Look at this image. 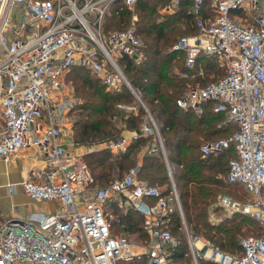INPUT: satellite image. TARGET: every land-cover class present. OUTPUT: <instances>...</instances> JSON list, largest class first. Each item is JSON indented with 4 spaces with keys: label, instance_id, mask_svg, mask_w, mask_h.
<instances>
[{
    "label": "built area",
    "instance_id": "built-area-1",
    "mask_svg": "<svg viewBox=\"0 0 264 264\" xmlns=\"http://www.w3.org/2000/svg\"><path fill=\"white\" fill-rule=\"evenodd\" d=\"M112 1L0 0V154L5 160L28 148L35 158L42 154L45 166L31 169L23 189L32 199L57 204L0 224V264H120L141 257L151 264H182L176 258L180 238L172 229L176 212L189 247L185 256L193 264H264V0H193L197 31L180 36L172 47L185 54V71H178L184 76L203 72L201 55L217 57L225 70L219 80L189 86L177 104L202 112L204 104L215 101L214 110L237 124L230 136L205 141L201 151L208 157L236 148L225 178L242 184L250 200L220 193L216 204L229 215L249 214L263 227L260 235L240 238L241 251L225 250L190 230L160 127L142 99L147 111L143 133H155L160 141L172 182L169 191L140 178L139 166L100 186L86 154L68 149L64 129L74 122L76 97L68 83L74 65L91 69L109 90L127 84L137 93L119 58L142 61L143 40L134 21L105 34L102 23ZM205 1L209 13H202ZM117 107L120 112L136 108L126 103ZM106 143L118 152L127 147L122 137ZM115 208L140 212L146 238L135 241L128 233H114Z\"/></svg>",
    "mask_w": 264,
    "mask_h": 264
},
{
    "label": "trees",
    "instance_id": "trees-1",
    "mask_svg": "<svg viewBox=\"0 0 264 264\" xmlns=\"http://www.w3.org/2000/svg\"><path fill=\"white\" fill-rule=\"evenodd\" d=\"M152 3L153 0H137L134 8H131L122 2V8L118 6L111 14H106L103 20L104 32L109 34L127 28L124 25L130 23L134 13L137 15V32L145 40L144 59L137 63L134 58L125 55L119 58V63L160 127L189 228L194 233H203L225 250L241 251L239 237L247 232L243 228L250 227L251 232L245 236L260 235L263 233L260 222L249 214L239 212L235 214L238 217L215 224L209 220L207 211L216 191L225 182L248 194L242 184L228 182L224 176L228 173L230 158L237 155L236 148L231 145L223 152L208 157H203L201 151V145L205 141L230 136L237 129V124H229L224 112L214 110L215 101L204 104L202 112L193 108L183 109L177 104V99L189 86L219 80L225 70L219 65L217 57L207 58L201 55L199 63L202 73L194 71L189 77L179 73L176 69L178 67L182 68L180 71H185V54L174 49L171 51L170 48L180 36L197 31L194 1L180 0L175 13L163 18L156 16V19L153 18L156 5ZM151 6L154 8L150 10ZM209 11L210 3L205 1L202 13ZM193 74L195 76L191 77ZM68 80L74 84L75 94L82 98V102L76 103L72 110L75 115V141L104 142L117 138L124 129L138 132V136L128 143L123 152L114 154L102 147L86 153L85 160L95 183L107 185L115 178H123L131 168L139 166L140 178L152 185H161L165 193L169 191L172 182L160 141L155 133H143L147 111L139 103L133 90L127 84H123L118 90H108L103 78L78 64L71 68ZM119 103L134 105L138 109L131 110L125 116L117 107ZM221 133L225 135H220ZM154 145L158 147L157 150L150 152ZM149 201L154 202L155 199L151 198ZM120 211L118 208L113 210L116 214L112 220L114 230V227L127 233L142 230L146 236L145 218L140 212L129 209L124 214ZM175 215L172 229L180 238L176 251L177 261L193 264L192 257L185 256L189 247L185 232L180 228L181 218L178 212ZM120 264L151 263L148 258L141 257L131 261L122 260ZM200 264L215 263L200 260Z\"/></svg>",
    "mask_w": 264,
    "mask_h": 264
},
{
    "label": "crops",
    "instance_id": "crops-1",
    "mask_svg": "<svg viewBox=\"0 0 264 264\" xmlns=\"http://www.w3.org/2000/svg\"><path fill=\"white\" fill-rule=\"evenodd\" d=\"M122 1L123 0H117L113 3H110L107 15L111 14L113 9L119 6L117 4L121 3ZM135 3L128 6L134 8ZM179 4H180V0L177 2L174 0L168 2L167 9L170 10L169 14L175 13V11L179 7ZM136 16L137 15L134 13L132 18L136 20ZM68 83L71 86L69 80ZM137 109L138 107L136 106L134 110L136 111ZM130 111L131 110H123L121 111V113H125V116H128L127 113ZM2 125H3V119L2 117H0V130L2 129ZM72 128H73V124L72 127H69L68 129H64L65 141L70 151L74 153L86 154L88 153L89 146H92L93 149L102 148V147L107 148L106 141L109 140H106L105 142L99 143L97 145L83 144L75 141ZM137 133L138 132L136 130L124 129L121 135H119L118 137L125 138L128 145V143H130L135 138ZM111 151L114 154L120 153L116 150L114 151L111 150ZM25 152L28 153V155H25L24 154ZM33 152L34 150L32 148L21 150L17 152L11 160H5L3 156L0 154V224L9 218L25 216L31 211L52 209L57 206V204L54 202L32 199L24 192L23 183L29 176L31 169L34 167L43 168L45 166V159H44L45 157L42 154H39L37 156L38 158H35ZM17 264H25V263L19 262Z\"/></svg>",
    "mask_w": 264,
    "mask_h": 264
},
{
    "label": "rangeland",
    "instance_id": "rangeland-1",
    "mask_svg": "<svg viewBox=\"0 0 264 264\" xmlns=\"http://www.w3.org/2000/svg\"><path fill=\"white\" fill-rule=\"evenodd\" d=\"M261 1V0H260ZM168 2H171V0H169V1H167V0H153V3H152V5H156V12H154L153 14L155 15L153 18H155L156 19V16H160V18H163L164 16H166V15H169V11L170 10H168L167 9V4H168ZM122 4V2L121 3H119V4H117V5H121ZM152 8H154V6H151V8H150V10L152 9ZM193 11H194V7H193ZM194 13H195V11H194ZM137 16H136V20H134L133 18L131 19V21H130V23L128 24V25H124L125 27L127 26H131V25H133L132 23H133V21L135 22V26H136V28H137ZM123 27V26H122ZM177 36H179V34L177 35ZM142 40H143V47H142V49H141V51H142V53H143V56H144V53H145V51H144V47H145V40L142 38ZM176 40V39H175ZM175 43V42H174ZM172 47L173 46H171V48H170V50L172 51ZM144 59V58H143ZM135 60V59H134ZM137 63H140V62H142V61H137V60H135ZM177 69V71H179L180 69H182L181 67H178V68H176ZM193 76H195L194 74L191 76V77H193ZM70 83H71V87H72V89H73V94H74V97H76V102H75V104L77 103H80V102H82V98H80L79 96H77L76 94H75V87H74V84L70 81ZM138 93V92H137ZM139 94V93H138ZM135 96L137 97V95L135 94ZM139 96H140V94H139ZM141 97V96H140ZM137 99L139 100V98L137 97ZM142 99V98H141ZM139 103L141 104V101L139 100ZM74 104V105H75ZM142 105V104H141ZM74 107V106H73ZM72 110H73V108H72ZM75 113V112H74ZM73 117H74V119H75V115L73 114ZM74 124V123H73ZM73 129V135H74V128H72ZM225 135L224 133H221L220 135ZM105 142V141H104ZM99 143H102V142H99V141H95V142H93V143H83V144H95V145H97V144H99ZM172 174H173V172H172ZM226 175V174H225ZM224 175V176H225ZM173 177H174V175H172ZM175 178V177H174ZM223 180L225 181V179L223 178ZM159 186H161V185H159ZM162 187V186H161ZM232 189H231V188ZM163 188V187H162ZM220 193H228V194H230V195H232L233 197L235 196V198H237V199H239L240 201H248V198H249V195L248 194H245L242 190H239V189H237L236 187H234V186H231V185H229V184H227L226 182L225 183H223L219 188H218V190L216 191V195H215V197H213V199H212V201H211V203L208 205V207H207V211H208V218H209V220L212 222V223H215V224H220V223H222V222H224L225 220H227L228 218H232V217H238V215H236L235 216V214H237V213H235V214H233V215H229L223 208H221V207H219V206H217V204H216V202H217V198H218V195L220 194ZM236 196H238V197H236ZM178 197H179V192H178ZM179 200H180V202H181V199H180V197H179ZM181 205H182V202H181ZM182 208H183V205H182ZM183 210H184V208H183ZM121 212V211H120ZM125 214V213H124ZM184 215H185V210H184ZM111 216H112V218H115V216H116V214L114 213V212H112V214H111ZM185 218H186V215H185ZM115 228V230H117V231H115L114 229H113V232L114 233H116V234H121V233H127V232H124V231H119L118 229H117V227H114ZM250 228V227H249ZM249 228H247V227H245V228H243V231L244 232H246V233H243L239 238H242V237H244L246 234H249L251 231L249 230ZM128 234H130L131 235V237L132 238H134L133 240H139L140 241V238L139 237H142V238H146V236L145 235H143V232H142V230L140 231V232H137V233H128ZM200 234H203V233H200Z\"/></svg>",
    "mask_w": 264,
    "mask_h": 264
},
{
    "label": "water",
    "instance_id": "water-1",
    "mask_svg": "<svg viewBox=\"0 0 264 264\" xmlns=\"http://www.w3.org/2000/svg\"><path fill=\"white\" fill-rule=\"evenodd\" d=\"M115 1H117V0H113L112 3L115 2ZM136 94L139 97V99H141V97L139 96V94L138 93H136ZM163 146H164V144H163Z\"/></svg>",
    "mask_w": 264,
    "mask_h": 264
}]
</instances>
